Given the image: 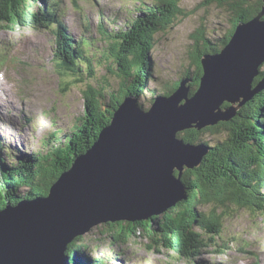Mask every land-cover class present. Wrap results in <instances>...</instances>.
<instances>
[{
  "label": "trees",
  "instance_id": "1",
  "mask_svg": "<svg viewBox=\"0 0 264 264\" xmlns=\"http://www.w3.org/2000/svg\"><path fill=\"white\" fill-rule=\"evenodd\" d=\"M179 2L157 0L151 5L143 4L144 8L129 29L111 36L108 53L123 80L120 95L107 102L102 89L99 91L88 86L84 92L85 109L78 123L70 132L62 134L59 143L54 144L51 140L45 154H16L0 142V150L6 149L7 159L11 161L7 163L0 158V209L6 204L15 205L21 199L47 196L51 185L69 169L74 159L97 140L123 99L133 95L138 102L141 101L153 78L151 50L155 34L173 25L178 16L188 14L179 7ZM262 3V0H204L203 5L216 4L231 12V28L224 37L215 40L207 39L202 28L196 30L192 35L193 69L186 71L176 83L164 87L157 96L172 94L178 88V82L185 77L191 80L190 94H193L199 87L201 57L220 52L229 42L236 24L255 17L261 11ZM57 6L53 0H0V30L9 26L54 28L52 60L59 73L71 74L76 81H81V68L84 67L88 78H93L94 58L88 51L89 43L72 39L59 17ZM261 67L253 86L264 79ZM221 131L225 132L222 140L215 138L209 143L201 139L203 135L219 136L223 133ZM177 136L186 143L209 147L201 165L187 169L182 175L186 198L147 221L107 223L103 227L109 232L118 228L109 237L110 244L124 245L131 238L143 236L148 242V250L156 253L167 251L186 262L206 264L198 262L196 257L209 246H216L215 239L220 236L230 211L244 210L264 217V90L245 103L231 121L200 131L187 130ZM92 234L95 233L91 230L68 245L66 254L70 264H111L109 261L119 258L115 251H110L111 257L102 256L100 250L94 253V248H99V240L92 239Z\"/></svg>",
  "mask_w": 264,
  "mask_h": 264
},
{
  "label": "water",
  "instance_id": "2",
  "mask_svg": "<svg viewBox=\"0 0 264 264\" xmlns=\"http://www.w3.org/2000/svg\"><path fill=\"white\" fill-rule=\"evenodd\" d=\"M262 2L220 52L201 57L193 94L185 77L147 109L125 97L47 196L0 209V264H70L66 251L76 237L107 223L147 221L186 198L182 175L201 165L209 147L186 143L178 133L229 122L264 90V79L253 86L264 63Z\"/></svg>",
  "mask_w": 264,
  "mask_h": 264
},
{
  "label": "rangeland",
  "instance_id": "3",
  "mask_svg": "<svg viewBox=\"0 0 264 264\" xmlns=\"http://www.w3.org/2000/svg\"><path fill=\"white\" fill-rule=\"evenodd\" d=\"M203 1L180 0L179 7L188 14L178 16L173 25L155 34V44L151 50L153 78L146 95L139 101L143 108H149L151 99L159 95L164 87L176 83L186 71L193 69L192 35L196 30L202 28L203 35L214 40L224 37L230 30L231 12L216 4L203 5ZM53 2L58 5L59 17L72 39L75 42L82 39L89 43L88 51L94 58V77L88 78L84 67L81 68V81H76L71 74L59 73L52 60L55 52L54 28L2 27L0 142L16 154H45L52 143H59L60 137L70 132L82 116L86 104L84 92L88 86L99 91L102 89L104 101L107 102L113 96L120 95L123 80L118 76V67L108 53L111 36L128 30L131 22L144 8L143 4L151 5L157 0ZM261 66L263 70L264 63ZM224 105L223 109L229 104ZM224 137L225 132L216 137L203 135L201 139L209 142ZM8 156L5 150H0V158L7 163L10 161ZM103 225L92 229L95 233L92 239L95 237L99 240V248H94V253L100 250L102 256L109 257L112 256L110 251L119 253L116 261H109L111 264L113 261V264H193L167 251L156 253L148 250V242L143 236L131 238L124 245L110 244L109 237L118 228L109 232ZM215 242L216 246H209L196 257L198 262L264 264V217L244 210L230 211Z\"/></svg>",
  "mask_w": 264,
  "mask_h": 264
},
{
  "label": "bare ground",
  "instance_id": "4",
  "mask_svg": "<svg viewBox=\"0 0 264 264\" xmlns=\"http://www.w3.org/2000/svg\"><path fill=\"white\" fill-rule=\"evenodd\" d=\"M1 144H3V143H1ZM5 148H9V147H6V146H5ZM3 150L7 151L6 149H3Z\"/></svg>",
  "mask_w": 264,
  "mask_h": 264
}]
</instances>
